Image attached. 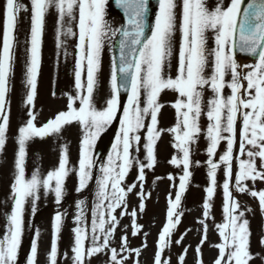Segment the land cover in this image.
Instances as JSON below:
<instances>
[{
	"label": "snow or ice",
	"instance_id": "1",
	"mask_svg": "<svg viewBox=\"0 0 264 264\" xmlns=\"http://www.w3.org/2000/svg\"><path fill=\"white\" fill-rule=\"evenodd\" d=\"M127 17V25L112 30V35L119 33V63L113 60L111 69L110 97L106 106L98 110L94 105L93 93L100 71L101 56L105 38L110 26L105 20V7L108 0H29V4L20 0H4L3 35L0 43V151L7 142L9 127V109L7 94L10 91V77L15 62V46L18 20L21 13L30 14V30L26 40L24 83L27 88L25 106L28 119L18 129L16 137L15 176L11 185L13 206L6 214V230L0 236V264H17L18 252L24 231V213L26 204H31L35 216L40 192L55 197L60 205L64 195L65 178L70 171L78 177L77 192L83 191L93 179L95 167L93 150L102 133L114 121L119 119L120 130L112 145L106 164L100 167L102 175L97 179L96 203L92 210L91 229L85 224L84 201L76 204L74 219L76 225L74 242L71 247L72 264H85L91 257L105 252L110 255L111 264H124L127 257L110 246L116 228L119 225L117 208L122 214L132 218V235L141 231L136 223L137 210L127 211L126 196L137 187L132 184L125 188L122 182L134 165H138V192L141 203L138 208L144 210L145 193L143 181L145 169H152L156 164L155 148L162 129H158V114L163 107L158 102L161 92L171 90L178 93V99L172 104L176 109L177 123L168 129L174 136L172 147L177 150L169 161L181 168L178 188L168 198L166 223L158 236L153 264H170L164 257L165 249L172 243L174 229L180 223L182 197L189 185L191 168L199 166V161L192 160V145L197 143L202 131L201 115L206 112L210 122L205 138L208 186L203 202V225L201 245L207 239V224L211 202L217 190L222 187L224 223L218 224L221 243L215 245L219 250L214 264H250L253 259L249 251L250 229L245 211L235 198L234 191L247 193L258 199L261 212H264V190H252L248 181H264V0H252L244 6V0H230L225 5L218 0L214 9L206 6L205 0H157L158 10L154 20H149V0H115ZM181 11L178 14L177 8ZM50 9L57 14L56 47H63L61 36H76L71 26L78 20V44L74 67L75 95L68 96L67 111L59 112L53 119L40 127L36 125V115L31 109L37 91V79L42 61V44L45 30V18ZM146 29L148 31H146ZM177 32L180 41L177 53L175 77L166 74L171 68L173 57V39ZM215 34V47H208V35ZM258 56V63L245 65L250 71L241 75L240 65L234 58L235 49ZM67 53L65 52V56ZM210 70L209 74L206 71ZM86 73V82L82 79ZM119 76V82H118ZM226 76L230 80L226 81ZM246 82V85H245ZM208 87L213 97L206 106L203 90ZM230 89V95L224 96V89ZM121 90L128 93L127 104L120 101ZM144 105L141 107V95ZM77 100L79 101L77 105ZM150 119L145 124V119ZM78 123L82 129L78 167L69 168L68 150L61 151L58 167L41 177L34 171L26 178L27 144L34 138L44 139L58 134L64 125ZM239 122V126H238ZM145 143V159L140 161L134 153L141 148V132ZM224 151L217 158L221 144ZM238 146V150H237ZM234 161L236 171L234 172ZM259 161V166L257 164ZM222 170L224 180L218 185L217 173ZM169 180L174 177L169 175ZM175 186V184H174ZM110 190V191H109ZM105 201H108L105 204ZM65 213L57 211L51 225L50 250L47 264H58V240ZM39 229L35 230L31 242L27 264H38ZM90 238V246L86 240ZM181 240L183 237L180 238ZM180 243V240L175 241ZM264 244V239L261 240ZM121 251L131 253L139 250L128 248L127 236L121 238ZM185 254L187 249L184 250ZM200 255V246L196 248ZM119 257V258H118ZM64 259H69L67 253ZM184 255L179 256L178 264H183ZM138 264V261H137ZM202 264V261H201Z\"/></svg>",
	"mask_w": 264,
	"mask_h": 264
},
{
	"label": "rangeland",
	"instance_id": "2",
	"mask_svg": "<svg viewBox=\"0 0 264 264\" xmlns=\"http://www.w3.org/2000/svg\"><path fill=\"white\" fill-rule=\"evenodd\" d=\"M21 3L29 4V0H20ZM230 0H223L227 5ZM178 5L181 0H177ZM218 0H208L209 9H214ZM3 4L4 0H0V43H2L3 35ZM181 9L177 8L179 14ZM105 20L110 26L109 34L105 38L104 48L101 56L100 71L97 73V83L94 88L93 100L98 110H102L106 104L105 101L110 97V78H111V53L109 47V39H112V30L118 29L120 25L119 18L116 15H109L105 11ZM76 36H61L63 47H56V29L57 14L54 9H50L45 18V30L42 44V61L40 73L37 79V91L34 106L31 109L36 115L37 127L47 123L53 119L59 112L67 111L68 96L75 95L74 67L78 44V20L71 24ZM30 30V14L21 13L17 29L15 32V62L13 74L10 77V91L7 94V102L9 109V127L7 132V142L3 151H0V236L6 230V214L10 213L13 206L11 185L15 176V154L17 151L16 137L19 127L23 126L28 119L27 112L30 110L25 106L27 88L24 83L25 74V57H26V40ZM180 41V34L177 32L173 39V57L171 68H166V74L175 77V68L177 63V53ZM208 47H215V34L212 40H208ZM65 52L67 55L65 56ZM245 67V66H244ZM243 76L244 68L239 69ZM210 70L206 71L209 74ZM86 82V73L82 77ZM226 81L230 80V76H226ZM246 84V82H245ZM210 89V88H209ZM224 96L230 95V89L225 88ZM204 102L206 106L207 100L212 99L213 93L211 89L208 93L203 92ZM178 93L171 90L161 92L158 102L163 105L158 114V129H162L159 140L156 143L155 155L156 164L152 169H145V180L143 183V192L145 199L143 201L145 207L143 212L139 211L141 203L138 192L140 190V182L138 181V165H134L128 172L122 186L127 188L132 184H137L131 192L127 193L126 203L127 211L137 210L136 223L141 226V231L137 235H132L131 221L129 215L122 214V208H117L114 215L119 220V225L111 238L110 246L121 252L122 257H127L124 264H153V248L158 240L159 229L161 228L162 216L168 207L169 195L175 194L179 177L182 175L181 168L172 165L169 161L174 155H178L177 150L172 147L174 136L167 131L174 127L177 119L170 117V105L178 99ZM145 97L141 95V107L144 105ZM79 101L77 100V105ZM145 124L150 123V119H145ZM200 126L202 133L194 145H192V160L199 161L200 165L190 169L192 176L183 196V202L178 211H182L180 223L174 229L172 234V243L165 249L164 257L170 259V264H178V258L184 255L183 264H214L218 258L219 250L215 245L221 243L218 234L217 225L224 223L223 213V192L222 187H217L211 202L209 218L205 221L207 224V239L201 245L203 237V225L199 221L203 220V202L206 198L205 188L209 181L207 178V160L206 149L208 141L205 138V132L208 124L206 112L201 115ZM239 126V122H238ZM120 130V125H119ZM118 130V133H119ZM117 133V134H118ZM141 148L139 153H134L140 161L145 159V143L143 137L145 131L141 133ZM82 129L78 123L64 125L58 134H53L44 139L34 138L27 144V158L25 164L26 178H30L34 171H39L41 177L58 167L61 151L66 146L69 156V168L78 167L79 150L82 140ZM116 141V139H115ZM115 143V142H114ZM225 145L222 143L217 152V158L224 151ZM238 150V146H237ZM112 153V152H111ZM107 160L102 164H106ZM259 166V161H257ZM101 165V166H102ZM100 166V167H101ZM100 167L93 170V179L88 186L81 192H77L78 177L75 171H70L65 178L64 195L60 205L55 203V197L49 193L45 195L43 190L40 192V199L37 203V211L35 219L31 222L32 212L31 204L25 206L24 213V231L22 237L26 240L25 245L20 249L17 264H27V256L30 254L31 242L34 238L35 230L39 229L40 236L38 238V264H47V253L50 250L51 242V225L52 220L57 211L65 213L63 225L58 240V264H72L71 247L74 242V233L72 229L76 226L74 219L76 212V204L78 201H84L85 224L91 229L92 210L96 203L97 179L102 175ZM236 171V162L234 161V172ZM174 177L169 180L168 176ZM224 180L223 171L217 173L218 185H222ZM249 187L255 191L264 190V181H256L255 183L248 181ZM175 184V186H174ZM110 191V190H109ZM235 198L240 202L241 209L248 216L250 229L249 251L253 256L250 264H264V212H261L258 199L251 195L238 193L234 191ZM108 201H105L107 204ZM35 222V223H34ZM149 233V234H147ZM127 236L128 248L131 250H139V256L135 251L131 253L121 251V238ZM183 237L181 240L180 238ZM180 240V243L175 241ZM90 246V238L86 240V247ZM200 246V255L196 253V248ZM187 249L185 254L184 250ZM67 253L69 259H64L63 254ZM107 250L99 253L85 264H111L110 255L106 254ZM119 258V257H118Z\"/></svg>",
	"mask_w": 264,
	"mask_h": 264
},
{
	"label": "water",
	"instance_id": "3",
	"mask_svg": "<svg viewBox=\"0 0 264 264\" xmlns=\"http://www.w3.org/2000/svg\"><path fill=\"white\" fill-rule=\"evenodd\" d=\"M119 56H120V53H119ZM118 59H119V57H118Z\"/></svg>",
	"mask_w": 264,
	"mask_h": 264
}]
</instances>
